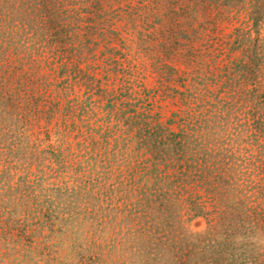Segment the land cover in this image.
Wrapping results in <instances>:
<instances>
[{"label": "rangeland", "instance_id": "1", "mask_svg": "<svg viewBox=\"0 0 264 264\" xmlns=\"http://www.w3.org/2000/svg\"><path fill=\"white\" fill-rule=\"evenodd\" d=\"M0 264H264V0H0Z\"/></svg>", "mask_w": 264, "mask_h": 264}]
</instances>
